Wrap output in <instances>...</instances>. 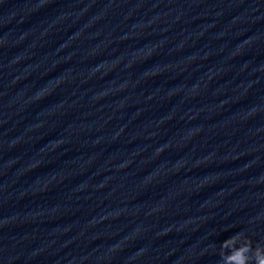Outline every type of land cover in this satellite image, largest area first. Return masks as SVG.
Masks as SVG:
<instances>
[{
	"label": "clouds",
	"instance_id": "obj_1",
	"mask_svg": "<svg viewBox=\"0 0 264 264\" xmlns=\"http://www.w3.org/2000/svg\"><path fill=\"white\" fill-rule=\"evenodd\" d=\"M221 264H264V246L253 247L243 233H235L220 244Z\"/></svg>",
	"mask_w": 264,
	"mask_h": 264
}]
</instances>
